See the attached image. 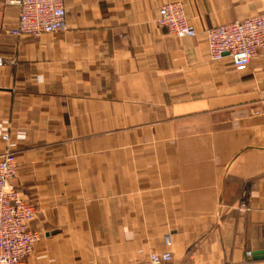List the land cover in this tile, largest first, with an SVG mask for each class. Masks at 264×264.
I'll list each match as a JSON object with an SVG mask.
<instances>
[{"label": "crops", "instance_id": "crops-1", "mask_svg": "<svg viewBox=\"0 0 264 264\" xmlns=\"http://www.w3.org/2000/svg\"><path fill=\"white\" fill-rule=\"evenodd\" d=\"M168 3L195 38L158 26ZM64 4L40 39L0 8V153L9 135L44 232L28 264H142L168 235L171 264H264V52L238 70L205 37L264 0Z\"/></svg>", "mask_w": 264, "mask_h": 264}, {"label": "built area", "instance_id": "built-area-1", "mask_svg": "<svg viewBox=\"0 0 264 264\" xmlns=\"http://www.w3.org/2000/svg\"><path fill=\"white\" fill-rule=\"evenodd\" d=\"M2 6L19 9L15 37L40 39L68 31L64 0H4ZM158 26L179 39L195 38L198 33L186 18L181 3H168L159 10ZM208 54L212 61L229 56L238 70L247 69L260 52H264V12L243 21L215 26L205 33ZM14 61L0 56V68ZM6 147L0 153V264H28L44 232L34 229L36 207L16 188L19 164L15 145L9 135L3 136ZM241 208L248 211V205ZM167 250L149 256L142 264H171V236L164 239ZM248 256H252L251 253Z\"/></svg>", "mask_w": 264, "mask_h": 264}]
</instances>
